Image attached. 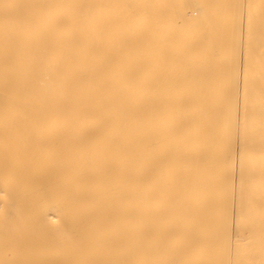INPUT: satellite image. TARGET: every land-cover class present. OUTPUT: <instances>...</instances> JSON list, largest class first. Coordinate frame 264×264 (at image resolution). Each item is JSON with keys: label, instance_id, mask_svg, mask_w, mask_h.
<instances>
[{"label": "bare ground", "instance_id": "obj_1", "mask_svg": "<svg viewBox=\"0 0 264 264\" xmlns=\"http://www.w3.org/2000/svg\"><path fill=\"white\" fill-rule=\"evenodd\" d=\"M235 1L0 0V264L243 263Z\"/></svg>", "mask_w": 264, "mask_h": 264}, {"label": "rangeland", "instance_id": "obj_2", "mask_svg": "<svg viewBox=\"0 0 264 264\" xmlns=\"http://www.w3.org/2000/svg\"><path fill=\"white\" fill-rule=\"evenodd\" d=\"M246 1L245 0H238L237 4L238 3L239 4L238 5L236 4V6H237L236 8L239 7L237 9V12H240V10H241V12L239 14H237L238 15L237 19H240V17H241V19H240L241 21L240 20L239 21L241 22L242 25L239 24L240 23L239 21H237V24L241 26V29H240V27H238L239 30L241 31V33L238 30V28L236 31L237 24L235 26V31H236V34L239 31V33H240L239 39H241V40L238 39L239 36L237 37V35H239V34H237V35H235L236 36V40H235L236 42L235 43H236V47L239 46V44H242V46L240 45L242 48L237 47V49L241 48L240 51L238 49L237 55H238V53H240L241 56L238 55V58L242 61L244 59V62L242 63V61L237 59V63H239V66L237 64V67H238L237 69L239 70V71L237 70L238 71L237 73L239 76L241 75L239 78L237 77V79H239V80L236 79L238 81L237 84L238 83L240 84V85H237V86H239L237 89H239V91L241 90V92L239 93V96H237V97H239V99L237 98L235 100L236 101L235 103L239 104V106H237L235 104V106H236L235 110H237V111L234 110L235 113L237 112L236 114L234 113L236 115L235 117H237V119L234 118V116H233L234 120L236 119V121H234V123H233V126H236V127H233V128H235L234 132L236 134L235 133H233V134H235L236 136L233 135L232 138L235 137L233 139H235L236 141L231 138L232 142L231 141L230 142L231 143L235 142L234 146H236V148L233 145L232 146L236 150L239 149L237 145H239V147H242L243 145L246 146L248 148V151L251 153V155L255 161H258V162L263 161L264 162V152H263V150H264V131H263L264 130V126H263L264 125V90H263L264 89V52H263L264 51V45H263V43H260V45H263V46H261L262 48L261 47L259 48L260 45H257L258 40L262 39L264 41V27H263L264 26V13H262V11L264 10V3H263L264 0L263 1L262 0H250V2H249L250 5H248L247 4L248 1L247 2ZM239 5H241V6H239ZM249 12L251 13L250 16H249ZM259 12H261V13H259ZM249 17H250V19H249ZM247 20H251V22L249 21L251 23L250 25H248ZM248 26H249V28H248ZM258 28H260V30H258ZM250 29H251V31H250ZM245 30H246V32L243 33V31H245ZM254 31L257 33H253ZM245 33H249V34L246 35ZM249 35H250V38L248 39ZM245 41L248 42V45H247V43H246V45L244 44ZM243 50H245V51L247 50L246 56H245L247 59L243 57V55H244ZM256 51H258V52H256ZM242 66H244V67H242ZM239 67H241V68H239ZM242 74H244V75H242ZM241 81L244 84H241L242 83ZM241 86L244 89L243 91L241 89ZM246 90H247V92H246ZM256 92L257 93L259 92V93L257 94ZM248 93H249V95H247ZM243 103L244 104L246 103V105H244ZM242 105H244V107ZM258 108H261L262 110H260ZM257 110H260V111H257ZM240 111H241V113H240ZM237 115H239V116H237ZM237 120L238 121L240 120V123ZM244 121H246V122H244ZM239 125L241 126L240 127L241 130L239 128ZM236 129H238L237 130L238 132L236 131ZM243 140L245 141V143ZM237 142H239V144ZM255 149H256V152H255ZM258 155H259L260 159L258 158ZM248 179H249L248 180V187L244 191V193H245L244 197H245V200L247 203V212L249 213V217L242 220V217H241L242 209L240 206V200H241L240 196L241 195H239L240 189L236 188V190L234 192L235 204H233L234 206L232 205V207H231V209H232L231 210L232 211L231 217H233V218H232L231 223H230L231 229L229 228V230H230L229 233L231 235H229L230 239L228 238V241H229L230 247L232 246L231 249H234V250L238 249L240 257L243 258L242 264H264V166H262V165L259 167L256 166L254 168V172L249 176ZM232 215H234V216H232ZM232 222H234V223H232ZM235 224L238 225V228H237V226H235ZM233 225H234V227H233ZM232 228H234L233 230H235V231H232ZM231 231H232V233H231ZM245 231L247 232V234ZM242 233H244V234H242ZM245 234L246 235L249 234V235L245 237ZM231 237H233V238H231ZM242 238H244V239H242ZM237 239H239V241H237ZM244 242H246L247 244ZM240 246L242 247L241 251H240ZM247 253L249 255H251L252 259L249 258L250 256H248ZM228 256H229V254H228ZM259 256H261L263 258V260H261V262L258 259ZM229 263H230V261H229Z\"/></svg>", "mask_w": 264, "mask_h": 264}]
</instances>
